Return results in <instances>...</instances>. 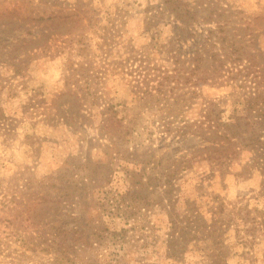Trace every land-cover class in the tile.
Returning <instances> with one entry per match:
<instances>
[{
  "label": "rangeland",
  "instance_id": "374dc122",
  "mask_svg": "<svg viewBox=\"0 0 264 264\" xmlns=\"http://www.w3.org/2000/svg\"><path fill=\"white\" fill-rule=\"evenodd\" d=\"M0 264H264V0H0Z\"/></svg>",
  "mask_w": 264,
  "mask_h": 264
},
{
  "label": "trees",
  "instance_id": "16d2710c",
  "mask_svg": "<svg viewBox=\"0 0 264 264\" xmlns=\"http://www.w3.org/2000/svg\"><path fill=\"white\" fill-rule=\"evenodd\" d=\"M198 56H200V55H198ZM197 55H196V59H191L190 60V62H194V60H197ZM194 67H196V66H194ZM191 72H193V70L192 71H190V73ZM194 74V73H193ZM167 79H168V77H166V78H164V81H166L167 82ZM187 80V79H186ZM184 82L186 83V81L184 80ZM168 83H170V82H167V84ZM110 120V124H112V118H110V119H108L107 121H109ZM116 124H121L123 121H121L120 119H116ZM203 123H200L199 125H202ZM171 125V123L169 122V123H167L166 124V126H167V128H169V126ZM200 128V127H199ZM181 130H182V132L180 133L181 135H185V134H192V135H197V134H199V131H198V125H197V121H194V122H192V123H189L187 126H184L183 128H181Z\"/></svg>",
  "mask_w": 264,
  "mask_h": 264
}]
</instances>
